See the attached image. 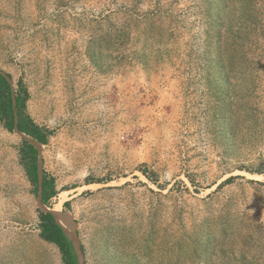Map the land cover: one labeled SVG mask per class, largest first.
<instances>
[{
  "label": "rangeland",
  "instance_id": "obj_1",
  "mask_svg": "<svg viewBox=\"0 0 264 264\" xmlns=\"http://www.w3.org/2000/svg\"><path fill=\"white\" fill-rule=\"evenodd\" d=\"M0 71L52 132L0 118V264H64L58 203L80 264H264V0H0Z\"/></svg>",
  "mask_w": 264,
  "mask_h": 264
},
{
  "label": "trees",
  "instance_id": "obj_2",
  "mask_svg": "<svg viewBox=\"0 0 264 264\" xmlns=\"http://www.w3.org/2000/svg\"><path fill=\"white\" fill-rule=\"evenodd\" d=\"M28 92L20 90L14 93L12 85L7 76L0 71V118L6 121V126L9 130L17 127L21 132L31 136L36 141L46 144L48 136L52 133L37 123L26 114V101ZM21 161L24 163L27 172L35 184L36 188L41 187L42 201L47 204L48 201L57 193L53 179L47 178L44 174L42 181L39 176V150L29 142L23 140V145L20 149ZM69 202H66L68 205ZM41 236L54 244H56L62 254L64 264H80L77 250L73 241L67 235L63 227L57 223V220L51 212H40Z\"/></svg>",
  "mask_w": 264,
  "mask_h": 264
},
{
  "label": "bare ground",
  "instance_id": "obj_3",
  "mask_svg": "<svg viewBox=\"0 0 264 264\" xmlns=\"http://www.w3.org/2000/svg\"><path fill=\"white\" fill-rule=\"evenodd\" d=\"M38 144H41V143H38ZM52 212L54 213L57 222L64 228L66 233L75 238L76 233L74 230V226H75L74 222H73L72 218L69 216V214L65 213L62 210L61 203L56 204L52 208Z\"/></svg>",
  "mask_w": 264,
  "mask_h": 264
},
{
  "label": "water",
  "instance_id": "obj_4",
  "mask_svg": "<svg viewBox=\"0 0 264 264\" xmlns=\"http://www.w3.org/2000/svg\"><path fill=\"white\" fill-rule=\"evenodd\" d=\"M2 72V71H1ZM2 73H4V72H2ZM5 74V73H4ZM6 76H7V78H8V80L10 81V79H9V76L7 75V74H5ZM11 83V82H10ZM12 85V84H11ZM17 128V127H16ZM17 130H18V132H20L21 134H22V132L17 128ZM24 135V134H23ZM25 136V135H24ZM29 136V135H28ZM25 139L26 140H28L29 142H31L32 144H34L37 148H39L38 147V145H36V143L33 141V140H31L30 138H28V137H26L25 136ZM39 176H40V181H42V178H41V175L39 174ZM42 198V197H41ZM47 212H50V211H48L47 210ZM58 223V222H57ZM71 239V238H70ZM72 240V239H71ZM73 241V240H72ZM73 243H74V246H75V248H76V250H77V253H78V255H79V251H80V247H79V244H78V248H77V245L75 244V242L73 241ZM79 250V251H78Z\"/></svg>",
  "mask_w": 264,
  "mask_h": 264
}]
</instances>
